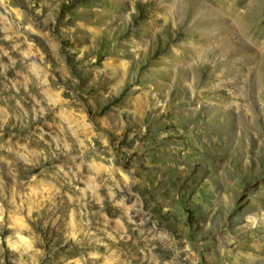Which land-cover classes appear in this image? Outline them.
Masks as SVG:
<instances>
[{
    "label": "rangeland",
    "instance_id": "374dc122",
    "mask_svg": "<svg viewBox=\"0 0 264 264\" xmlns=\"http://www.w3.org/2000/svg\"><path fill=\"white\" fill-rule=\"evenodd\" d=\"M0 264H264V0H0Z\"/></svg>",
    "mask_w": 264,
    "mask_h": 264
}]
</instances>
